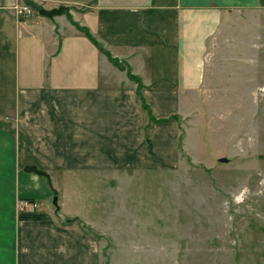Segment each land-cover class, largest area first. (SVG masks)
I'll return each mask as SVG.
<instances>
[{"label":"crops","instance_id":"1","mask_svg":"<svg viewBox=\"0 0 264 264\" xmlns=\"http://www.w3.org/2000/svg\"><path fill=\"white\" fill-rule=\"evenodd\" d=\"M242 10L264 0L0 1V264H101L107 176L179 164L185 82H207V41Z\"/></svg>","mask_w":264,"mask_h":264},{"label":"rangeland","instance_id":"2","mask_svg":"<svg viewBox=\"0 0 264 264\" xmlns=\"http://www.w3.org/2000/svg\"><path fill=\"white\" fill-rule=\"evenodd\" d=\"M206 46L179 164L107 176L101 264H264V10L226 12Z\"/></svg>","mask_w":264,"mask_h":264},{"label":"trees","instance_id":"3","mask_svg":"<svg viewBox=\"0 0 264 264\" xmlns=\"http://www.w3.org/2000/svg\"><path fill=\"white\" fill-rule=\"evenodd\" d=\"M26 4L28 6H33L30 2H26ZM37 9V8H36ZM38 11H40V9H37ZM66 14L69 13V10L65 12ZM64 13V14H65ZM69 15V14H68ZM83 33L86 34V36L90 39V41L99 49V51L103 54H105L108 59L116 66L118 67L119 69L121 70H125V68L119 63V61L115 60L112 58L111 54L109 52H107L103 46L101 44H99L89 33V31L87 29H82V28H79ZM128 75L130 77L131 80L133 81H136L138 84H139V95L141 96V93H140V88H141V85H140V82L139 80L132 74V72L130 70H128ZM142 103H143V107L144 109L149 113V117H150V120L155 123V124H160V123H168L170 122L172 119H176V117H172L170 118L169 120H161V121H157L153 115H152V112L148 106V104L146 103L145 99L142 97ZM0 127H2V124H0ZM20 219L21 220H27V221H30V220H33V221H41V220H44L45 219V216L44 215H41V214H21L20 215ZM71 221H67V223H70Z\"/></svg>","mask_w":264,"mask_h":264},{"label":"water","instance_id":"4","mask_svg":"<svg viewBox=\"0 0 264 264\" xmlns=\"http://www.w3.org/2000/svg\"><path fill=\"white\" fill-rule=\"evenodd\" d=\"M66 11H67V9H65V8H59V9H55L52 11H46V10L42 9V10H40L39 15L47 17V18H54L55 16L62 15ZM219 162L220 163H228V160L222 159ZM24 170L26 173H35L39 176H46L45 173L39 171L36 167H26ZM53 203L55 206H57L58 205V198H54Z\"/></svg>","mask_w":264,"mask_h":264},{"label":"built area","instance_id":"5","mask_svg":"<svg viewBox=\"0 0 264 264\" xmlns=\"http://www.w3.org/2000/svg\"><path fill=\"white\" fill-rule=\"evenodd\" d=\"M21 11L23 14L25 13L28 15L31 14V12L29 11V8L27 7H24ZM19 205H20L19 209L21 211L20 214L35 213L39 209L38 204L27 201V200H22L19 203Z\"/></svg>","mask_w":264,"mask_h":264}]
</instances>
